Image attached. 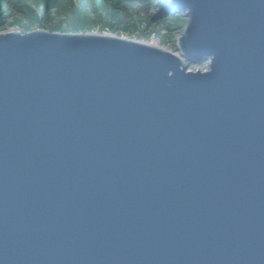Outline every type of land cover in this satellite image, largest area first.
Returning <instances> with one entry per match:
<instances>
[{"label":"water","instance_id":"water-1","mask_svg":"<svg viewBox=\"0 0 264 264\" xmlns=\"http://www.w3.org/2000/svg\"><path fill=\"white\" fill-rule=\"evenodd\" d=\"M153 7L178 52L0 32V264H264V0Z\"/></svg>","mask_w":264,"mask_h":264},{"label":"rangeland","instance_id":"rangeland-1","mask_svg":"<svg viewBox=\"0 0 264 264\" xmlns=\"http://www.w3.org/2000/svg\"><path fill=\"white\" fill-rule=\"evenodd\" d=\"M26 1L29 5H26L24 0H7L9 10L3 18L0 32L16 29L25 33L38 26L64 32L76 31L73 28L76 21H79L84 24V31H91V29L100 32L111 31L123 36L155 40L166 49L176 51L178 41L175 37L183 33L188 21V17L182 12H176L175 9L168 15L155 9L153 5L156 0H61V4L53 9L50 7L53 0ZM30 4L37 10H42L44 6L49 5L46 7L49 13L42 17H30L29 12L32 11ZM96 5L98 6L95 7ZM76 7L82 8L87 16L84 18L82 12L80 17H74ZM21 9L25 12H21ZM207 63L208 61L205 60L196 62L191 64L190 68L204 69Z\"/></svg>","mask_w":264,"mask_h":264},{"label":"trees","instance_id":"trees-1","mask_svg":"<svg viewBox=\"0 0 264 264\" xmlns=\"http://www.w3.org/2000/svg\"><path fill=\"white\" fill-rule=\"evenodd\" d=\"M25 2H26V5H29V2L28 1H26V0H24ZM54 2L52 3V4H50L51 6V8L53 9V8H57L60 4H61V0H53ZM56 1H58L57 2V4H56ZM63 1V0H62ZM118 2H120V1H118ZM117 2V3H118ZM8 3H7V0H0V26L2 25V23L4 22V17H5V15H7L6 14V12L9 10V6L7 5ZM99 5H101V3H99ZM21 6V5H20ZM47 6H49V5H46V6H44L43 8H42V10H37V8L36 7H33L31 4H30V7H31V9H32V11L31 12H29V16L30 17H33V18H35V17H42L44 14H45V16H46V14L47 13H49L48 12V9L46 8ZM98 5H96L95 7H97ZM23 8H24V5H23ZM76 13H75V16L74 17H76V16H81L82 15V12H83V16H84V18L87 16L86 15V13L82 10V8L80 9V7L78 8V7H76ZM21 12H25L24 11V9H21L20 10ZM95 18V17H94ZM83 25L84 24H81V22H79V21H76V25H75V28H73V29H75L76 31H80V30H83V29H85V28H83ZM72 29V28H71ZM87 30V29H86Z\"/></svg>","mask_w":264,"mask_h":264},{"label":"bare ground","instance_id":"bare-ground-1","mask_svg":"<svg viewBox=\"0 0 264 264\" xmlns=\"http://www.w3.org/2000/svg\"><path fill=\"white\" fill-rule=\"evenodd\" d=\"M151 41H153L155 44H156V46H162V47H164L165 48V46L164 45H162L160 42H157V41H155V40H151ZM168 50H170V49H168ZM173 51V50H172Z\"/></svg>","mask_w":264,"mask_h":264}]
</instances>
